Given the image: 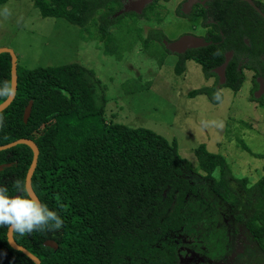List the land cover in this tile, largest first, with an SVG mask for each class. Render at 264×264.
<instances>
[{"label":"trees","instance_id":"16d2710c","mask_svg":"<svg viewBox=\"0 0 264 264\" xmlns=\"http://www.w3.org/2000/svg\"><path fill=\"white\" fill-rule=\"evenodd\" d=\"M253 2L261 13L244 0H206L205 7L194 6L188 15L179 12L201 18L207 43L174 53L176 72L192 60L205 78L215 77L214 85L190 95L203 93L215 104L214 97L221 100L217 87L237 90L244 69L252 72L255 88L258 78L264 81V2ZM122 3L34 0L42 16L62 17L82 32L93 29L103 52L118 59L138 39L143 46L152 42L170 52L161 31L151 29L143 37L137 25L141 17L161 21L156 0L141 13L123 11ZM122 19L125 35L119 30ZM227 53L219 82L214 69ZM16 68L15 96L0 111V145L18 138L35 142L39 154L32 189L63 220L58 230L13 233L40 264H264V172L250 183L204 144L195 147L193 165L181 156L175 139L146 127L107 122L100 80L80 63ZM4 85L10 86L7 52L0 53V90ZM5 98L0 95V103ZM31 158L26 144L0 150V186L11 196L17 182L24 185ZM240 228L247 231L248 242L235 259ZM6 230L0 227V264H34L8 244ZM49 239L56 249L44 244Z\"/></svg>","mask_w":264,"mask_h":264},{"label":"rangeland","instance_id":"374dc122","mask_svg":"<svg viewBox=\"0 0 264 264\" xmlns=\"http://www.w3.org/2000/svg\"><path fill=\"white\" fill-rule=\"evenodd\" d=\"M136 2L133 9L130 2L123 11L137 13L148 1ZM180 2L157 0L161 21L138 18L140 34L145 37L151 29L159 30L168 38L163 39L166 47L181 36L200 37L205 30L201 18L179 15H188L195 2ZM120 22L119 30L125 35V20ZM101 44L93 29L82 32L62 17L42 16L34 0L0 2V47L11 48L20 67L80 63L100 80L107 122L142 126L175 139L181 156L193 165L197 163L195 147L204 144L207 150L222 154L232 172L250 183L263 174L264 157L256 156L264 155L263 80L255 88L252 72L244 69L237 90L217 87L221 100L214 104L203 93H190L214 85L215 77L205 78L200 65L192 60H187L183 71L177 73V51L167 52L152 42L143 46L138 39L118 59L105 54ZM242 252L240 247L238 255Z\"/></svg>","mask_w":264,"mask_h":264},{"label":"clouds","instance_id":"9594fccd","mask_svg":"<svg viewBox=\"0 0 264 264\" xmlns=\"http://www.w3.org/2000/svg\"><path fill=\"white\" fill-rule=\"evenodd\" d=\"M12 89L4 85L0 95H11ZM219 103L218 98H213ZM16 196L9 194L8 188L0 186V227H6L9 232L20 236L33 231L60 229L63 225L61 217L32 193L26 185L17 182L14 185Z\"/></svg>","mask_w":264,"mask_h":264},{"label":"water","instance_id":"95a60500","mask_svg":"<svg viewBox=\"0 0 264 264\" xmlns=\"http://www.w3.org/2000/svg\"><path fill=\"white\" fill-rule=\"evenodd\" d=\"M189 1V0H188ZM191 1V0H190ZM194 2H196L197 0H193ZM247 3H249L252 7H254V9L256 11H258L259 13L260 10L259 8L254 4L253 0H244ZM133 7H131V9H133L135 7V4H137L136 0L131 1ZM165 43V40H163ZM207 42H205L203 40L202 37H195V36H191V35H185V36H181L180 38H178L177 40H174L172 42H169V46L167 47L170 51H177V52H182L184 51L186 48H191V47H197L200 45H205ZM3 52H7L10 55V88L12 89V94L11 95H7L6 98L0 103V111L5 109L13 100L14 96H15V92H16V87H17V57L14 53V51L9 48V47H0V53ZM230 57V53H227L225 56V61L224 63L215 68L214 71L218 74L219 76V82H223L224 80V68L226 65V62L228 61ZM258 80L260 81L261 79L258 78ZM264 87V86H263ZM31 105L32 102L29 101V103L27 104V106L24 109V113H23V120L26 121L30 110H31ZM16 144H26L28 145L31 150H32V158H31V162L29 164V167L26 171L25 174V180H24V185L27 186L28 190L30 193L34 194V191L32 189V185H31V177L32 174L34 172L36 163H37V159H38V154H39V149L37 147V145L35 144V142L29 138H18L15 139L13 141H10L8 143L2 144L0 145V150H4L7 148H10ZM2 165H0L1 167ZM16 194H14L13 196H16ZM36 196V195H35ZM37 197V196H36ZM6 239L8 244L13 247L14 249H17L21 252H23L26 256H28L34 264H40V260L38 257H36L34 254H32L30 251H28L25 247H23L22 245L18 244L14 238H13V233L9 232L8 229L6 230ZM45 245H50L51 247H53V249H56L57 244L55 241L53 240H46L44 241Z\"/></svg>","mask_w":264,"mask_h":264},{"label":"flooded vegetation","instance_id":"af4514ba","mask_svg":"<svg viewBox=\"0 0 264 264\" xmlns=\"http://www.w3.org/2000/svg\"><path fill=\"white\" fill-rule=\"evenodd\" d=\"M131 1H134V0H123V3H122V8L125 6V5H127V4H130V2ZM142 1H144V2H147L146 4H144V5H142L140 8H139V11L137 12V13H141V11L146 7V5H148L149 3H151V2H154L155 0H142ZM185 1H188V0H185ZM205 1L206 0H197L195 3H193L192 4V6H191V8H189V11H188V13H190L191 12V10H192V8L195 6L196 8H199L200 6H204L205 7ZM184 2V1H183ZM156 3H157V0H156ZM138 8V7H137ZM183 13V12H182ZM206 33V29L199 35L200 37H202L203 38V35ZM185 51V50H184ZM176 53H178V52H176ZM215 72V71H214ZM216 73V72H215ZM217 74V73H216ZM218 75V74H217ZM258 82H259V80H258ZM257 87H259V85L257 86ZM243 230H245L244 228H240V235L242 236V242H241V246H238L237 245V250L235 251V253H234V257H235V259L236 258H238L239 257V255H238V249L240 248V247H242L243 248V246H244V243L246 244L247 242H248V236L246 235L247 234V231H246V234H242L243 233ZM237 240H238V238H237ZM221 253H224V252H221ZM235 264H237L236 262H235Z\"/></svg>","mask_w":264,"mask_h":264}]
</instances>
